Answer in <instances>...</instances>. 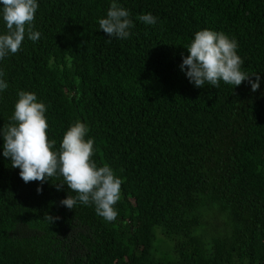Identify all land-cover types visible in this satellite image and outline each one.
Returning <instances> with one entry per match:
<instances>
[{
	"label": "trees",
	"instance_id": "1",
	"mask_svg": "<svg viewBox=\"0 0 264 264\" xmlns=\"http://www.w3.org/2000/svg\"><path fill=\"white\" fill-rule=\"evenodd\" d=\"M116 2L134 24L127 39L99 28L112 0H37L40 39L0 60V129L20 91L46 105L53 150L85 123L92 159L123 180L118 217L61 205L76 195L57 190L63 177L25 183L0 137V264H264V0ZM149 13L155 25L138 19ZM203 29L238 42L255 92L248 81L189 82L179 66ZM213 211L226 224L207 238Z\"/></svg>",
	"mask_w": 264,
	"mask_h": 264
},
{
	"label": "clouds",
	"instance_id": "2",
	"mask_svg": "<svg viewBox=\"0 0 264 264\" xmlns=\"http://www.w3.org/2000/svg\"><path fill=\"white\" fill-rule=\"evenodd\" d=\"M0 17L6 32L0 34V60L9 54H16L22 42H36L41 33L34 30L35 13L39 7L37 0H0ZM130 12L116 0L107 11L106 18L99 20V28L108 37L127 39L134 27ZM138 19L146 25H155L157 17L143 14ZM188 55L182 56L180 70L185 73L190 83L203 88L205 83L219 87L225 84L239 86L248 81L251 90L259 88V74H248L241 70L244 61L237 54L238 42L230 39L223 32L203 29L194 34L187 46ZM186 69V70H185ZM0 71V77H3ZM255 76V81L250 77ZM8 84L0 78V92ZM46 105L37 102L35 93L20 91L10 123L0 129L5 158H10L11 167L19 168V176L25 182L38 181L43 184L51 178L63 177V183L55 184L57 190L67 185L68 190L76 193L68 195L60 204L73 209L77 203L94 205L95 212L108 222L118 217L115 205L121 198L123 180L114 175L107 164L97 166L94 156V140L86 139L89 127L80 121L72 124L64 133L58 150H53L56 141L49 140L46 118ZM42 189L37 188L40 193ZM50 223L59 217L46 215Z\"/></svg>",
	"mask_w": 264,
	"mask_h": 264
},
{
	"label": "rangeland",
	"instance_id": "3",
	"mask_svg": "<svg viewBox=\"0 0 264 264\" xmlns=\"http://www.w3.org/2000/svg\"><path fill=\"white\" fill-rule=\"evenodd\" d=\"M209 216H207L203 222V225L205 227L204 234L206 235L207 238H209V236L211 237V235L214 236L219 232H222L226 224V220L224 216L216 211H213V213ZM159 238L163 239V237L161 236H159ZM160 245L163 250H167L169 246V244H163V243Z\"/></svg>",
	"mask_w": 264,
	"mask_h": 264
}]
</instances>
